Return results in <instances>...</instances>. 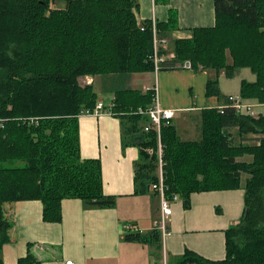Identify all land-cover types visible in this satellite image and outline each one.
<instances>
[{
	"label": "trees",
	"instance_id": "16d2710c",
	"mask_svg": "<svg viewBox=\"0 0 264 264\" xmlns=\"http://www.w3.org/2000/svg\"><path fill=\"white\" fill-rule=\"evenodd\" d=\"M55 1L64 6L52 7ZM212 3L214 24L193 27L190 37L159 49L174 54L159 70L182 69L190 61L193 71L222 70L231 78L247 68L252 79L241 78L238 96L264 104V0ZM136 8V0H0V251L13 226L5 203L39 200L45 222L61 221L65 198L89 208L115 206L116 197L103 191L100 159L80 154L78 118L93 109L97 95L79 78L101 75L114 82L105 108L120 121L122 149L139 150L135 195L158 194L152 185L159 169L165 197L176 194L185 209L194 192L244 190L248 212L225 230L224 258L187 249L174 264H264V113L237 111L215 77L206 81V95L224 98L225 105L200 111L198 139L182 140L172 121L162 122L159 132L144 131L149 116L136 110L152 104L153 91L117 85L132 73L154 71L151 20L138 23ZM175 20L171 11L166 22L155 23L158 39L170 36ZM250 134L254 143L246 141ZM245 155L249 160L240 159ZM123 239L161 248L157 226L126 230ZM15 264L40 261L28 248Z\"/></svg>",
	"mask_w": 264,
	"mask_h": 264
},
{
	"label": "crops",
	"instance_id": "0c3cea01",
	"mask_svg": "<svg viewBox=\"0 0 264 264\" xmlns=\"http://www.w3.org/2000/svg\"><path fill=\"white\" fill-rule=\"evenodd\" d=\"M136 1L138 23L152 19L166 22L170 12H176L177 27L168 38H188L193 27L214 24L212 0ZM146 74H150L151 80L143 79ZM221 76H225L222 70L216 73L211 69L180 68L132 73L127 82L117 85L144 91L156 82L160 106L175 110L172 123L179 137L196 140L200 136V111L225 105L224 98L206 95V81L216 77L219 83ZM79 82L91 84L97 101H102L105 107L111 104L115 91L113 79L82 76ZM220 92L226 97L234 96ZM191 114L197 115V121L196 115L192 119ZM78 121L81 157L100 159L103 191L116 197L115 206L89 208L80 199L65 198L61 201V221L45 222L39 200L3 204L5 216L13 222L9 241L0 251L5 264H15L28 248L40 264H64L66 259L74 264H174L187 249L210 260L224 258L225 230L239 222L245 209L243 189L194 192L188 209L180 199L173 201L168 233L161 234L160 250L151 244L126 241L123 239L126 230L148 232L157 226L159 195L134 194L133 162L139 158V150L135 146L122 149L117 117L101 113L79 116Z\"/></svg>",
	"mask_w": 264,
	"mask_h": 264
},
{
	"label": "built area",
	"instance_id": "2783aa9c",
	"mask_svg": "<svg viewBox=\"0 0 264 264\" xmlns=\"http://www.w3.org/2000/svg\"><path fill=\"white\" fill-rule=\"evenodd\" d=\"M153 21H154V19H152V21H150L151 25H152V33H153V48H152L153 49L152 59L154 62V71L153 72H157V71H159L160 62L163 61L164 59L173 57L174 54L172 52H169L165 55L159 54V49L166 47L165 44H166L167 40L165 38L164 39H158L157 38L155 22H153ZM182 68L189 69V71H190L192 69L190 61H185L182 64ZM86 82L89 83L90 80L86 79ZM145 90H152L153 91V98H152V102H151L152 104H150V106L147 107L146 109L139 107L136 110V112L149 116L148 117L149 121L143 126L144 131H148L149 129L154 128V130L159 132L162 122H164V124L170 123L172 121V119L174 118V116H176L175 110L169 109V108H162L160 106L161 102H159L158 88H157L156 82H153V84L150 85V87L145 88L144 91ZM229 98L234 101L235 109L237 111H241V109L239 108V104H241L239 101V98L236 96H231V95L229 96ZM104 109H105V105L103 104V102L97 101L92 110H86V111L87 112L93 111L94 115L97 116V115L101 114L102 112H105ZM243 112L249 113L250 115L255 114L253 111H250L248 108H246V110ZM160 152H161V148L159 147V155H160ZM158 176H159L158 183L153 184L152 188L155 191H157L158 195H159L160 218H159V221L157 223V227L160 229L162 236H164L166 233H168L167 222H168L169 217L171 215V203L173 201H176L177 199H179L178 198L179 196L174 194L173 196H171V198L165 197L161 169H159ZM64 264H74V263L71 259H66L64 261Z\"/></svg>",
	"mask_w": 264,
	"mask_h": 264
},
{
	"label": "rangeland",
	"instance_id": "374dc122",
	"mask_svg": "<svg viewBox=\"0 0 264 264\" xmlns=\"http://www.w3.org/2000/svg\"><path fill=\"white\" fill-rule=\"evenodd\" d=\"M51 6L52 7H63L64 6V3L63 2H61V1H55V2H53V4H51ZM156 23V22H155ZM155 28H156V26H155ZM157 30V29H156ZM166 40H167V42H166V44H165V46L166 47H168V45H169V48H171V44H170V41H171V39H173V38H165ZM171 50V49H170ZM182 69H184V68H182ZM189 70V69H188ZM192 70V69H191ZM205 70H207V69H205ZM238 72V71H237ZM136 73H139V72H136ZM150 74H146L144 77H143V79L144 80H146V81H149V80H151L150 79V77L151 76H149ZM246 78V79H252V74L250 73V71H249V69H247V68H241L240 70H239V72H238V74L237 75H234L233 77H231V78H228V77H225V76H221L220 77V79H219V83H218V81H217V83H218V86H219V89H220V91H222V92H224V93H231V94H233L234 96H236V97H238L239 98V96H238V91H239V85H240V80H241V78ZM157 79V78H156ZM140 83H142V82H137V84H140ZM157 84V83H156ZM152 85V84H151ZM157 88H158V85H157ZM237 94V95H236ZM158 96H159V94H158ZM239 101H240V103L241 104H239V108L241 109V111H245L246 110V108H248L250 111H253L254 113H255V115H256V113L257 112H262V113H264V104H259V103H254V102H251V101H242V100H240V98H239ZM88 110H91V109H88ZM105 110V112H102V113H107L108 111L110 112V110L109 109H104ZM107 113V114H111L112 115V113L110 112V113ZM178 114H180V112H178ZM177 114V115H178ZM84 115H94V112L93 111H91V112H87L86 111V109L85 110H83L81 113H80V115L79 116H84ZM194 115H196V114H191V118L193 119V116ZM195 121H197V115H196V118H195ZM256 136H254V135H252V134H250L249 136H248V138L246 139V141L247 142H249V143H254L255 141H256V138H255ZM245 157H247V158H245ZM249 158H250V156H248V155H245V156H243V157H241L240 159H244V160H249ZM246 177V175L244 174L243 175V180H244V178ZM236 189H243V188H236ZM229 190H232V189H229Z\"/></svg>",
	"mask_w": 264,
	"mask_h": 264
},
{
	"label": "water",
	"instance_id": "95a60500",
	"mask_svg": "<svg viewBox=\"0 0 264 264\" xmlns=\"http://www.w3.org/2000/svg\"><path fill=\"white\" fill-rule=\"evenodd\" d=\"M247 212H248V210H247V209H245V210H244V217H246V215H247Z\"/></svg>",
	"mask_w": 264,
	"mask_h": 264
}]
</instances>
